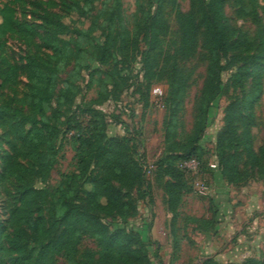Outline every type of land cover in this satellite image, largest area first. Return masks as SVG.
Returning a JSON list of instances; mask_svg holds the SVG:
<instances>
[{"label":"trees","instance_id":"1","mask_svg":"<svg viewBox=\"0 0 264 264\" xmlns=\"http://www.w3.org/2000/svg\"><path fill=\"white\" fill-rule=\"evenodd\" d=\"M23 1L0 0V127L9 146L4 150L0 172V184L7 196V218L0 221V264H51L57 256L63 257L66 264H142L146 262V251L124 223L135 207L131 191L142 183L145 172L138 153L128 146L125 137L105 135L104 125L85 135L69 125L64 132L76 140L75 166L62 173L55 188H38L33 181H45L55 163L58 125L78 93V71L85 69L91 74L94 70L90 62L108 63L120 50H138L142 42L150 41L152 49L158 38L155 23L161 0L151 12V2L148 5L136 0L144 13L139 30L124 24L120 0L39 1L40 23L17 17L13 4ZM256 2L234 0L240 14L256 23L253 35L227 22L224 0H191L192 8L186 12L173 6L179 57H190L196 45L198 22L193 7L199 12L208 52L197 119L178 157L179 165L193 160L199 172L209 167V161L202 159L199 139L209 121V108L222 90L221 73L233 67L229 84L239 90V95L225 107L213 168L232 185L247 180L240 163L259 166L264 173V142L255 149L251 135L255 91L253 87L244 88L247 74L253 75L259 86L264 69V27ZM57 5L62 6V13L48 10ZM11 36L27 47L21 63L6 54V40ZM149 49L142 52L144 61ZM241 54L245 57H239ZM239 58L242 65L236 63ZM70 64L62 87L56 91L59 75ZM21 74L26 82L20 93L16 86ZM170 86L169 96L178 98L180 81L172 76ZM173 101L178 102L175 97ZM186 171L172 163L164 167L169 177L166 190L170 210L175 208ZM6 183H10V189ZM104 218L115 221L107 223ZM83 232L94 238L96 247L78 255ZM225 264H264V258L247 257Z\"/></svg>","mask_w":264,"mask_h":264},{"label":"rangeland","instance_id":"2","mask_svg":"<svg viewBox=\"0 0 264 264\" xmlns=\"http://www.w3.org/2000/svg\"><path fill=\"white\" fill-rule=\"evenodd\" d=\"M39 1L24 0L13 5L21 21L40 23ZM136 0H120L124 24L139 30L142 15ZM151 2L150 12L156 9L157 0ZM110 3V0H109ZM59 4V3H58ZM183 11L192 8L191 0H161L156 25L157 40L149 49L150 41L138 45V50H120V54L108 63L92 61L89 70L80 69L76 78L79 88L70 104L65 118L59 122V137L55 143L56 156L49 176L45 181L34 180L35 187L55 188L62 173L76 164L74 137L65 135L67 126H74L77 133L85 135L104 125L105 135L125 137L128 146L138 153V161L145 172L144 180L132 189L135 207L124 223L141 242L145 252L142 264H225L241 262L247 257L264 258V173L259 166L239 164L247 178L244 184L232 185L224 181L218 171L210 166L196 171V164L179 165V156L186 148L198 110V101L206 80L208 61L207 43L199 12L193 7L198 22V34L193 54L180 58L177 53L179 33L173 6ZM256 8L264 27V0H257ZM49 11L62 13V6H49ZM227 22L237 30L253 35L256 23L245 14H240L234 0H224ZM141 38V34L139 36ZM6 54L21 63L26 53L25 44L15 37L6 40ZM149 51L144 61L142 52ZM239 57H245L241 54ZM240 58L237 65H242ZM245 62V68H247ZM72 64L59 75L56 91ZM234 68L221 73L222 90L209 108V121L202 131L199 144L204 152L202 159L214 160L216 137L223 127L225 107L239 95L238 89L230 86ZM172 76L182 90L178 98L169 96ZM244 88H254L255 102L251 135L253 147L264 142V69L259 86L253 75L247 74ZM25 76L20 75L16 86L18 92L25 87ZM4 92V90H3ZM178 95V94H177ZM175 97L177 103L172 102ZM4 150H9L0 127V172ZM187 169L182 188L176 198L174 210L168 207L166 185L169 181L164 172L166 164ZM204 181L207 194L193 190L195 181ZM191 186V187H190ZM7 189L11 188L6 183ZM192 188V190H191ZM7 218V196L0 184V221ZM115 219L104 218L112 223ZM94 238L83 232L78 244V255L94 249ZM210 259L211 261H207ZM51 264H66L57 256Z\"/></svg>","mask_w":264,"mask_h":264},{"label":"built area","instance_id":"3","mask_svg":"<svg viewBox=\"0 0 264 264\" xmlns=\"http://www.w3.org/2000/svg\"><path fill=\"white\" fill-rule=\"evenodd\" d=\"M190 162H193L194 164H196V162L193 161V160L186 161V162H184L183 164L186 165V164H188V163H190ZM196 166H197V165H196ZM209 166H210L211 168H215V167H216V162H215V160L210 161V162H209ZM195 170L198 171L197 167L195 168ZM193 190H194V192H196V193H198V194H200V195H205V194H207V187H206L204 181H202V180H200V181H195V182H194Z\"/></svg>","mask_w":264,"mask_h":264}]
</instances>
